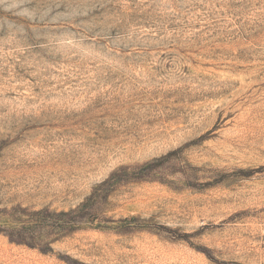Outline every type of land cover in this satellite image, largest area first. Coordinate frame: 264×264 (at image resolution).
Wrapping results in <instances>:
<instances>
[{"label": "rangeland", "instance_id": "obj_1", "mask_svg": "<svg viewBox=\"0 0 264 264\" xmlns=\"http://www.w3.org/2000/svg\"><path fill=\"white\" fill-rule=\"evenodd\" d=\"M0 264H264V0H0Z\"/></svg>", "mask_w": 264, "mask_h": 264}, {"label": "trees", "instance_id": "obj_2", "mask_svg": "<svg viewBox=\"0 0 264 264\" xmlns=\"http://www.w3.org/2000/svg\"><path fill=\"white\" fill-rule=\"evenodd\" d=\"M84 207V205L82 204V205H80L76 210H74V211H71V212H67V213H60V214H58V216L59 217H68V216H70L71 214H73V213H75V212H77V211H79L80 209H82ZM66 223V222H65ZM66 225H64V227H65ZM62 230H65V231H70L68 228H62ZM29 231H28V229H26V228H24V227H21V228H19V229H17V230H14V231H11V232H9V234H8V240L10 241V242H14V243H17V244H25L26 243V241L28 240V239H30L29 237Z\"/></svg>", "mask_w": 264, "mask_h": 264}]
</instances>
